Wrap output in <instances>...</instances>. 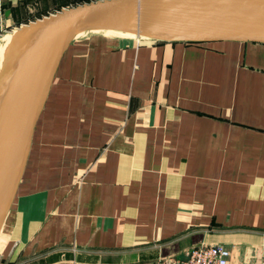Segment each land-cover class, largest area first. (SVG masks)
Returning <instances> with one entry per match:
<instances>
[{"label":"crops","instance_id":"obj_1","mask_svg":"<svg viewBox=\"0 0 264 264\" xmlns=\"http://www.w3.org/2000/svg\"><path fill=\"white\" fill-rule=\"evenodd\" d=\"M85 1L0 0V45ZM0 233V264H153L203 244L264 264V45L73 38Z\"/></svg>","mask_w":264,"mask_h":264},{"label":"water","instance_id":"obj_2","mask_svg":"<svg viewBox=\"0 0 264 264\" xmlns=\"http://www.w3.org/2000/svg\"><path fill=\"white\" fill-rule=\"evenodd\" d=\"M109 27L165 41L264 45V0H97L27 24L0 77V224L64 50L77 33Z\"/></svg>","mask_w":264,"mask_h":264},{"label":"bare ground","instance_id":"obj_3","mask_svg":"<svg viewBox=\"0 0 264 264\" xmlns=\"http://www.w3.org/2000/svg\"><path fill=\"white\" fill-rule=\"evenodd\" d=\"M24 32V27L16 32L13 36H8L4 39H2V44L0 45V48L3 52H1V74L4 72V69L10 60V57L14 51V48L18 41L22 38ZM102 34L109 37H117L120 39L125 40H152V39H159L160 36L153 34V33H137L135 30L131 28H94L88 31H81L75 35L74 38L84 36L86 34ZM3 53V54H2ZM8 54V55H7ZM1 228V224H0ZM5 239L2 237L0 233V253L2 250V247L4 245Z\"/></svg>","mask_w":264,"mask_h":264},{"label":"built area","instance_id":"obj_4","mask_svg":"<svg viewBox=\"0 0 264 264\" xmlns=\"http://www.w3.org/2000/svg\"><path fill=\"white\" fill-rule=\"evenodd\" d=\"M229 252L220 245H201L193 248L185 259L164 257L153 264H228Z\"/></svg>","mask_w":264,"mask_h":264},{"label":"rangeland","instance_id":"obj_5","mask_svg":"<svg viewBox=\"0 0 264 264\" xmlns=\"http://www.w3.org/2000/svg\"><path fill=\"white\" fill-rule=\"evenodd\" d=\"M125 40V39H124ZM136 42H145V43H150V42H157V41H162V39H152V40H135ZM1 52H3L2 51V49L0 48V61H1ZM3 54V53H2ZM8 55V54H7Z\"/></svg>","mask_w":264,"mask_h":264},{"label":"trees","instance_id":"obj_6","mask_svg":"<svg viewBox=\"0 0 264 264\" xmlns=\"http://www.w3.org/2000/svg\"><path fill=\"white\" fill-rule=\"evenodd\" d=\"M90 2V0L88 1H85L84 3H89ZM82 3L81 2H79V5H81ZM75 7V6H74Z\"/></svg>","mask_w":264,"mask_h":264}]
</instances>
